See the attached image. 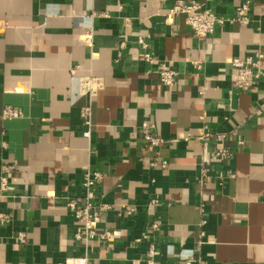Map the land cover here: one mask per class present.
Listing matches in <instances>:
<instances>
[{"label": "crops", "instance_id": "1", "mask_svg": "<svg viewBox=\"0 0 264 264\" xmlns=\"http://www.w3.org/2000/svg\"><path fill=\"white\" fill-rule=\"evenodd\" d=\"M178 1L0 0V113L14 106L24 114L0 118V177L10 167L0 212L11 215L0 224V264H148L149 242L134 240L152 223L153 264H264V80L236 90L230 66L260 50L264 70V0H199L220 15L250 4L247 24L203 40L183 16L167 18ZM140 36L179 73L174 86L146 73ZM86 76L103 82L91 99L89 138L80 117ZM143 122L164 139L158 149L146 145ZM206 131L226 134L234 150L227 165H211L209 180L201 179ZM156 153L165 168L151 166ZM88 164L105 175L97 199L111 209L98 230L114 231L112 243L74 240L65 203L83 202ZM126 206L136 212L120 215Z\"/></svg>", "mask_w": 264, "mask_h": 264}, {"label": "built area", "instance_id": "2", "mask_svg": "<svg viewBox=\"0 0 264 264\" xmlns=\"http://www.w3.org/2000/svg\"><path fill=\"white\" fill-rule=\"evenodd\" d=\"M250 11V4L243 3L236 6L233 15H220L216 14L211 8L204 6L199 0H181L176 2L167 12V18L171 19L175 16H183L185 24L189 28L190 34L199 40L214 34L216 29L223 27L226 24H247L248 14ZM104 15V14H103ZM97 16L96 14H92ZM2 26H0L1 30ZM85 45L91 47L93 45V28H87L84 35ZM137 43L142 49V60L148 66L146 73H153L157 80L165 86H174L178 77V72L170 67L165 61L159 60L149 50L146 42V37L140 36ZM123 45V44H121ZM263 58V53L258 50L252 57L244 60L233 58L230 66L235 71V78L232 81V87L240 91H249L258 84L260 80H264V70L260 62ZM193 67L200 69L202 66L201 61L193 62ZM103 88V82L95 77L86 76L80 80V94L88 98L89 103L81 108L80 117L83 121L86 130L83 136L90 137L92 126V104L91 99L98 94ZM22 109L14 106H5L0 113V118L3 120H14L23 117ZM156 127L151 122H143L139 128L141 135L146 145L151 149H158L165 143L164 139L160 137L155 131ZM232 135L234 133H231ZM213 138L214 147L211 154L206 152L208 141ZM205 147L204 154L201 159V179L209 180L213 175L211 165L213 163L219 165H227L234 150L226 143V134L213 133L206 131L199 138ZM237 145H243L241 140H237ZM152 167L165 168L167 162L162 160L158 153L150 163ZM3 174L0 177V191L9 188L8 176L10 171L9 166H5ZM215 174V172H214ZM228 176V174H226ZM105 175L103 172L93 170L89 164L84 166L82 175L81 187L83 189V202L79 204L77 198H68L65 205L73 213L75 217L76 227L74 232V240L82 242L85 246L93 240H103L106 242H114L115 233L109 229L98 230L101 215L109 211L111 207L107 204H102L97 199V190L102 183ZM223 174L218 173L217 178L222 179ZM156 203V200L153 201ZM136 212L135 208L126 206L119 213L120 215H132ZM11 222V215L6 212H0V224L7 225ZM159 224H150L139 237L135 238L134 242L148 241L147 263L153 264V257L155 255V240L158 237ZM18 240L24 242V235L19 234ZM84 262L87 258H84ZM192 259L187 261V264L192 263Z\"/></svg>", "mask_w": 264, "mask_h": 264}]
</instances>
